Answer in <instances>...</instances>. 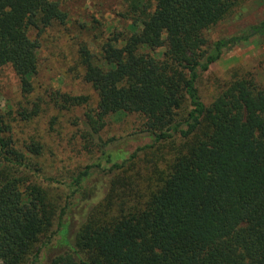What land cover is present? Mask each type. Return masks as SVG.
<instances>
[{
    "label": "trees",
    "instance_id": "trees-1",
    "mask_svg": "<svg viewBox=\"0 0 264 264\" xmlns=\"http://www.w3.org/2000/svg\"><path fill=\"white\" fill-rule=\"evenodd\" d=\"M231 9V0H129L130 35L79 45L80 76L97 102L63 153L96 157L67 179L41 176L33 160L43 145L15 136L12 124L28 126L40 106L14 117L0 105V264H36L55 235L47 264H264V88L242 76L202 96L203 75L225 52L264 36L263 19L212 41L208 31ZM66 19L57 1L0 0V69L12 70L24 98L39 67L29 29ZM52 98L63 108L88 103L60 91ZM114 114L134 115L145 134L130 152L108 149L101 136ZM153 150L171 158L154 167L143 195L121 174ZM95 176H109L99 200L88 189ZM39 179L65 189L60 203Z\"/></svg>",
    "mask_w": 264,
    "mask_h": 264
},
{
    "label": "rangeland",
    "instance_id": "rangeland-1",
    "mask_svg": "<svg viewBox=\"0 0 264 264\" xmlns=\"http://www.w3.org/2000/svg\"><path fill=\"white\" fill-rule=\"evenodd\" d=\"M53 1H57L66 13V22L53 24L41 31L38 29L28 31L31 38H38L40 41L39 67L32 81V95L24 98L16 76L9 67H4L0 69V105L4 113L12 112L14 117L20 107L29 110L33 103L40 106L42 111L39 118L28 126L22 122L12 124L14 133L20 143L28 141L31 135H34L35 139L43 145L41 155L33 160L41 176L61 180L67 179L77 169L96 157L95 153L85 151L63 153V147L68 150L69 147H75L77 141L79 142L80 117L88 108L95 107L97 102L96 93L81 79L82 70L77 63V49L81 44H87L91 49H95L104 39L113 36L122 38V36L130 35L132 30L128 10L129 0ZM231 1L232 9L227 17L207 33L212 41L236 35L264 19V0ZM162 51L163 49H160L156 53L159 58ZM242 76L253 79L257 85L264 88L263 35L240 43L234 49L225 52L211 66L203 75V98L207 100L221 86L235 77ZM55 91L71 96H87L88 103L78 107L63 108L52 98ZM135 123L134 115L114 114L108 117L101 131L103 140L110 141L107 145L108 149L120 148L130 152L140 144L145 134L139 131ZM60 139L63 144L57 148L56 143L61 142ZM169 153L167 151L157 153L153 150L141 155L130 169L121 174V177L128 181L133 180L135 187L144 195V189L155 184V176L152 175L155 171L154 167L164 169L171 158ZM67 155L71 156V159H65ZM155 162L156 166H153ZM108 177L95 176L88 185L89 190L95 191L96 199L99 196L98 200L107 188ZM36 182L43 187L46 186L52 200L58 199L59 203L61 202L60 196L63 198L64 188L42 182L41 179ZM76 210L82 215L86 212L81 206L76 207ZM58 240L57 235L51 239L36 264L48 263V260L58 252Z\"/></svg>",
    "mask_w": 264,
    "mask_h": 264
}]
</instances>
